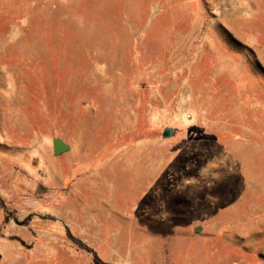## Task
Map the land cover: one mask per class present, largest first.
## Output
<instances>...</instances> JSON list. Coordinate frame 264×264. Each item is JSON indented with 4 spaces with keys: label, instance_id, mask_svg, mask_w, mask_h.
Masks as SVG:
<instances>
[{
    "label": "rangeland",
    "instance_id": "374dc122",
    "mask_svg": "<svg viewBox=\"0 0 264 264\" xmlns=\"http://www.w3.org/2000/svg\"><path fill=\"white\" fill-rule=\"evenodd\" d=\"M0 264H264V0H0Z\"/></svg>",
    "mask_w": 264,
    "mask_h": 264
},
{
    "label": "water",
    "instance_id": "95a60500",
    "mask_svg": "<svg viewBox=\"0 0 264 264\" xmlns=\"http://www.w3.org/2000/svg\"><path fill=\"white\" fill-rule=\"evenodd\" d=\"M175 135V130L171 128H167L164 131L163 137L164 138H171ZM54 150L56 155L63 154L69 150V146L65 144L61 139H58L54 142ZM197 231H200V229H196Z\"/></svg>",
    "mask_w": 264,
    "mask_h": 264
},
{
    "label": "trees",
    "instance_id": "16d2710c",
    "mask_svg": "<svg viewBox=\"0 0 264 264\" xmlns=\"http://www.w3.org/2000/svg\"><path fill=\"white\" fill-rule=\"evenodd\" d=\"M68 237L70 238V240L76 244L77 246H79L81 249L86 250L90 253H94V250L92 248H90L87 244H85L81 239L75 237L70 230H68Z\"/></svg>",
    "mask_w": 264,
    "mask_h": 264
}]
</instances>
